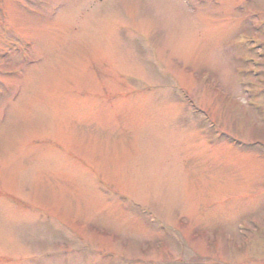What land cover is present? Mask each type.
<instances>
[{"label": "rangeland", "instance_id": "obj_1", "mask_svg": "<svg viewBox=\"0 0 264 264\" xmlns=\"http://www.w3.org/2000/svg\"><path fill=\"white\" fill-rule=\"evenodd\" d=\"M263 62L264 0H0V264H264Z\"/></svg>", "mask_w": 264, "mask_h": 264}]
</instances>
